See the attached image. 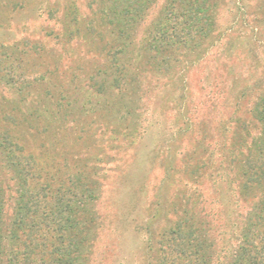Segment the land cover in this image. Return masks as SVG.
I'll return each instance as SVG.
<instances>
[{"label":"rangeland","instance_id":"1","mask_svg":"<svg viewBox=\"0 0 264 264\" xmlns=\"http://www.w3.org/2000/svg\"><path fill=\"white\" fill-rule=\"evenodd\" d=\"M163 1L157 0L138 27V40ZM263 1L223 0L218 20L222 38L185 74V97L165 102V81L152 76L145 101L134 107L139 124L129 137L130 121L119 117L116 109L108 112L99 104L92 111L88 102L95 100L87 83L103 62L99 52L83 41L67 42L56 36L67 5L74 2L84 16L88 0H8L10 4L0 7V69L15 87L32 82L24 100L7 84L10 80H0V131L10 128L47 164H57L62 176L75 171L96 175L100 182L95 210L101 224L92 264H155L163 232L191 213L197 218L209 214L217 251L237 243V226L253 198L239 196L237 170L229 174L232 183L218 180L229 173L232 150L222 151L217 128L219 121L229 122V146L238 119L249 125L248 145L263 131L251 112L257 94L237 109L232 107L238 89L233 84L264 79V18L254 21L264 10ZM51 7L58 9L54 18ZM3 43L14 46V62L7 58L11 51ZM219 78L227 85L220 86L223 91L218 96L214 85ZM214 92L218 104L209 99ZM263 92L264 82L258 94ZM37 100L40 110L36 111ZM30 112L36 113L29 117ZM224 154L230 155L224 163L226 171L219 165Z\"/></svg>","mask_w":264,"mask_h":264},{"label":"trees","instance_id":"2","mask_svg":"<svg viewBox=\"0 0 264 264\" xmlns=\"http://www.w3.org/2000/svg\"><path fill=\"white\" fill-rule=\"evenodd\" d=\"M6 2L8 0H0V7L10 4ZM156 2L88 0V13L84 16L73 2L67 5L56 35L67 42L83 41L89 49L99 52L103 62L91 73L87 83L95 100L88 102L92 103V111L101 104L102 109L108 112L116 109L119 117L130 121L131 130L126 137L133 136L139 124L134 107L145 101L152 76L165 81L162 83L167 89L165 102L176 103L178 99L180 102L185 97V74L205 59L223 34L218 30L223 0H164L145 36L138 40L137 29ZM261 7L264 9V4ZM57 10L51 7V18ZM262 18L264 10L254 21H263ZM2 46L10 49L7 58L14 62V46L6 43ZM7 76L0 69V80H7ZM8 80L7 84L15 87L13 79ZM219 80L214 85L218 96L225 83L224 79ZM231 80L239 82L236 77ZM263 80L241 86L233 84L238 89L232 97V107L237 109L243 100L257 94L251 112L253 119L263 125V131L248 145L249 125L238 119L229 146V122L219 121L217 128L222 151L232 150L229 173L219 175L218 180L232 183L234 177L229 174L237 170L239 196L253 198V204L237 226V243L233 248L227 245L217 251V236L212 235L209 214L203 213L197 218L191 213L163 232L155 264H264V92L258 94ZM31 85L32 82H28L13 89L26 100ZM178 89L181 95H176ZM217 92L209 97L216 104L219 102L214 97ZM68 102L63 108H67ZM33 107L40 110L38 100ZM13 134L10 128L0 131V264H92L97 229L101 224L95 210L100 181L96 175L84 171L60 175L57 164H47L41 154L29 150ZM229 157L224 154L220 160L224 171ZM230 190L232 193L233 188ZM223 226L220 224L222 232ZM149 236L151 241L152 234Z\"/></svg>","mask_w":264,"mask_h":264}]
</instances>
